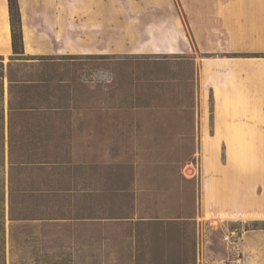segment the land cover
Listing matches in <instances>:
<instances>
[{
	"label": "rangeland",
	"instance_id": "1",
	"mask_svg": "<svg viewBox=\"0 0 264 264\" xmlns=\"http://www.w3.org/2000/svg\"><path fill=\"white\" fill-rule=\"evenodd\" d=\"M227 1L71 0L102 25L98 54L0 55L5 264H264L261 134L216 147L203 201L199 63ZM166 30L179 53L126 49Z\"/></svg>",
	"mask_w": 264,
	"mask_h": 264
},
{
	"label": "crops",
	"instance_id": "2",
	"mask_svg": "<svg viewBox=\"0 0 264 264\" xmlns=\"http://www.w3.org/2000/svg\"><path fill=\"white\" fill-rule=\"evenodd\" d=\"M263 2L228 0L214 12L215 28L223 39L216 37L212 57L200 59L198 127L202 131L201 168L206 203L212 201L207 194L211 184L209 170L222 167L225 172L217 164L216 147L233 145L234 131H238L239 145H258L260 134L264 141V57L245 56L250 51H264V10L256 5ZM18 4L25 56H89L102 50V25L95 23L94 31L90 30L88 19L92 13L72 11L71 0H18ZM73 13L77 15L79 29L83 28L75 32L78 38L71 37ZM0 32L4 34V50L0 55L10 56L7 0H0ZM153 35V40L127 45L126 49L130 53L133 50L179 53L174 50L181 46L182 33L174 35L166 30ZM246 176V171L240 169V178ZM219 181L224 187L225 178Z\"/></svg>",
	"mask_w": 264,
	"mask_h": 264
},
{
	"label": "trees",
	"instance_id": "3",
	"mask_svg": "<svg viewBox=\"0 0 264 264\" xmlns=\"http://www.w3.org/2000/svg\"><path fill=\"white\" fill-rule=\"evenodd\" d=\"M8 16H9V27H10V42H11V52L12 56L18 57L17 59H22L24 55L23 47V35H22V21L19 10L18 0H7ZM47 56H42V59ZM29 59H35L29 56ZM3 200H1L2 202ZM0 228L3 235V224H4V207H0ZM1 235V242L4 243V238ZM5 254H0V264H5L4 262Z\"/></svg>",
	"mask_w": 264,
	"mask_h": 264
},
{
	"label": "built area",
	"instance_id": "4",
	"mask_svg": "<svg viewBox=\"0 0 264 264\" xmlns=\"http://www.w3.org/2000/svg\"><path fill=\"white\" fill-rule=\"evenodd\" d=\"M226 239H228V237Z\"/></svg>",
	"mask_w": 264,
	"mask_h": 264
}]
</instances>
